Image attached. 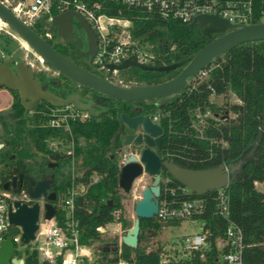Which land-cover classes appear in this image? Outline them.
<instances>
[{
	"label": "trees",
	"instance_id": "16d2710c",
	"mask_svg": "<svg viewBox=\"0 0 264 264\" xmlns=\"http://www.w3.org/2000/svg\"><path fill=\"white\" fill-rule=\"evenodd\" d=\"M216 1L223 4L228 0ZM229 1H251L249 22L264 20V0ZM140 17L136 20L135 33L157 54L151 65L179 61L212 39L203 35L201 26L191 27L190 22L177 18L162 19L146 14ZM181 69L157 71L129 67L125 69L130 71L127 78L122 76V69L120 78L125 84H152L176 76ZM204 72L205 76L199 73L188 80L177 101L162 107L158 106L162 101L159 98L124 102L82 85L85 92H92L95 108L86 119L71 120L70 129L47 125L50 116L44 112L30 113L21 122L17 119L22 116V108L10 115L0 112V140L5 143L0 149V179L4 183L21 171L36 179L42 177L48 170L49 153L54 151L49 148V141L60 139L69 144L73 141L74 154L69 155L63 168L57 171L56 189L63 195L72 182L83 186L75 199L74 210L79 221L80 241L90 245L99 243L96 255L102 261L114 262L121 256L134 259L138 264H216L226 252L218 246V241L232 223L243 232L244 264H264V190L256 184L264 183V39L244 42L226 51L213 59ZM228 93L235 94L239 101L222 105L212 99L213 95ZM208 111L210 114L200 121L197 114ZM123 112L159 114L163 127L161 154L181 166L211 168L229 161L238 162L246 154L242 167L222 188L228 198L227 216L216 211L217 189L198 195L208 201L204 212L197 216L206 221L205 226L212 231L207 248L170 259L163 258L161 246L147 251L146 242L151 234L155 235L164 224L181 222L161 220L157 216L140 219L138 246L123 243L121 255L113 248L117 239L107 240V231L97 230V226L112 221L115 208L121 215L124 212L123 200L127 194L119 187L121 158L115 150L121 144L119 129ZM18 151L21 152L18 159L14 163L7 162L11 153ZM161 175L170 176L172 183L181 184L165 167ZM65 215L59 208L60 223ZM129 224L130 221H125V225ZM25 264L60 262H42L37 252H33L25 257Z\"/></svg>",
	"mask_w": 264,
	"mask_h": 264
},
{
	"label": "water",
	"instance_id": "95a60500",
	"mask_svg": "<svg viewBox=\"0 0 264 264\" xmlns=\"http://www.w3.org/2000/svg\"><path fill=\"white\" fill-rule=\"evenodd\" d=\"M0 17L11 26L21 39L29 44L31 49L43 59V62L75 83L124 102L159 98L162 99L158 104L159 107L177 101L182 90L187 86L188 80L201 73L216 57L244 42L264 39V20L241 23L231 22L218 13L199 14L194 17L190 26H201L203 35L212 39L191 55L179 61L157 66L139 62L134 55L118 65L109 64L110 69L139 67L145 70L157 71H169L182 67L176 76L152 84H120L83 67L59 52L47 39L19 20L2 3H0ZM72 18L77 19L79 24L87 31L89 43L86 54L91 57L92 61L97 50V38L93 31L89 29V23L82 15L74 11L62 12L54 17L50 30L52 32L56 31L60 36H65L64 32L69 30ZM214 34H217V36L213 37ZM11 62L15 64V68L9 64ZM2 86L19 92L26 111L32 110L39 99L45 100L53 106L72 104L83 111H93L95 108L92 100L86 101L79 93L62 97L50 90L43 89L41 83L33 77L32 69L28 67L24 60L15 61L13 58L1 60L0 87ZM6 113L7 111H3V114ZM120 118L119 132H121L123 126L133 131L125 134L122 147L119 149L120 152H124L119 162L118 181L120 189L126 194L131 193L136 179L144 174L150 175L153 179L150 185L144 187L141 198L135 203L136 217L134 224L122 237L123 243L128 246H138L140 219L152 218L158 212L162 167H165L175 179L188 186L193 194L202 195L210 189L226 187L235 172L245 162L244 157L246 154L238 162L229 161L211 168L193 169L181 166L174 161L162 159L158 154L157 151L162 149L163 127L159 122L154 121L151 114L139 113L130 116L123 112ZM142 142H145V147L141 150L138 149L134 153L129 151L131 144H141ZM3 145L4 143L0 141V149ZM51 157L59 159L61 155L56 153ZM12 185L15 186L16 190H20L23 186V174L19 175V179L15 177L12 180ZM3 186L6 189L10 188V182H5ZM51 186V182L40 180L35 186L28 188L32 197L40 198L43 195L48 198V201L44 204L47 218H52L57 214V206L53 202L56 199V193L55 191L48 193ZM40 211L41 204L39 200L32 205L19 200L14 201L9 212L10 222L12 223L10 232L0 248V264H24L23 259L13 256L15 245L12 236L20 231L21 226L22 241L29 243L33 240L38 229Z\"/></svg>",
	"mask_w": 264,
	"mask_h": 264
},
{
	"label": "built area",
	"instance_id": "2783aa9c",
	"mask_svg": "<svg viewBox=\"0 0 264 264\" xmlns=\"http://www.w3.org/2000/svg\"><path fill=\"white\" fill-rule=\"evenodd\" d=\"M0 3L8 7L19 20L33 29L39 24L42 25L44 33L40 35L48 41L53 37L50 25L56 15L66 11H74L82 15L91 25L97 38V50L91 61L92 65L96 70L102 72L103 76L120 84H125L120 78L121 69H110L109 64L118 65L133 55L139 62L151 64L157 57V54L150 51L135 33L136 20L141 18V14L156 15L162 19L177 18L190 23L196 15L203 13H218L231 22L241 23L249 22L252 15L251 1L231 2L228 0L221 4L216 0H0ZM9 39L18 40L22 44L17 33L0 17V61L9 55L5 45ZM201 73H204V70ZM48 114L50 125L56 128L70 129L71 120L85 119L89 116V111L66 105L55 106ZM209 114L208 111L206 114L198 113L197 116L200 121H204L205 116ZM159 117V114L153 115L154 121L159 122ZM54 145L57 148L58 145L56 143ZM68 152L73 154V145L70 146ZM12 180L13 178L8 180L10 188L6 189L3 186L5 182L3 183L0 179V248L10 232L12 223L9 212L14 201L19 200L32 205L39 200L41 211L36 236L26 243L32 244L29 246V252L19 254L17 250V242L22 241L21 226L20 231L12 236L15 245L13 256L23 259L24 264L25 257L33 252H37L40 261L50 263L138 264L134 259H126L121 256L114 262L106 263L96 255L93 245L80 241L79 221L74 216L75 199L80 193V188H83L79 183H71L60 200L54 203L57 206V214L52 218H47L44 196L32 197L27 186L16 190L12 185ZM172 182L170 176L161 178L159 209L155 216L161 220L199 222L196 231L187 234L182 241L184 247L189 250V254L195 250H203L210 245L209 237L212 231L205 226L206 221L197 218V216L204 212L208 201L205 197L195 196L185 184ZM217 190L218 192L214 195L216 211L227 216L229 214L227 194L222 188ZM59 208L66 214L62 223L57 216ZM111 227L116 230L118 237L116 249L121 255L122 237L126 232L118 208L113 210L111 222L96 228L101 232H106ZM218 246L225 248L226 252L216 264H244L245 241L241 228L232 223L228 225L224 235L218 241Z\"/></svg>",
	"mask_w": 264,
	"mask_h": 264
},
{
	"label": "flooded vegetation",
	"instance_id": "af4514ba",
	"mask_svg": "<svg viewBox=\"0 0 264 264\" xmlns=\"http://www.w3.org/2000/svg\"><path fill=\"white\" fill-rule=\"evenodd\" d=\"M89 29L92 30L93 33L95 34V32L92 29L90 24H89ZM64 35L65 36H60L56 31L53 32L52 39H54L56 37L57 41L60 44L57 43L54 45L53 43H51V45L55 49H57L59 52L65 54L66 56H68L69 58H71L72 60L77 62L78 64H80L83 67L93 71L89 65L90 63L92 64L91 57L87 56V54H86V52L88 50L89 36H88L85 28H83L79 24L77 19L72 18L70 21L69 30L64 32ZM216 36H217V34H216ZM19 47H20V45H19ZM31 51L33 52V54H35L37 56V54L33 50H31ZM10 58H13L15 61L24 60L25 63L28 65V67H30L32 69L31 64L25 60L24 56L20 59H15L14 57H12L10 55L7 58H5L4 60L10 59ZM0 63H1V61H0ZM9 64L13 68H15V64L13 62H11ZM52 69L58 73L59 77H56V76L51 77V76H48L47 73H45V71H42V70L36 71V70L32 69L33 77L36 78L41 83V87L43 89L50 90L51 92H54L57 95L62 96V97H66L67 95L73 94V93H79L86 101H89V100L94 101L92 92H90V91L85 92L84 89L81 87L82 85H79L77 83L76 84L69 83L65 79L67 77H65L64 75L59 73L56 69H54V68H52ZM93 72H95V71H93ZM63 77H65V78H63ZM4 91L9 93L10 101L7 102L8 105L6 108H0V112L3 114V111H7V113L4 115H7V114L10 115V114H13L15 111L20 112V109L22 108V116L17 119L19 122H21L22 120L23 121L26 120L25 117L29 116L30 113L37 111V112H44V113L48 114L50 112V110L53 107H55V106L51 105L50 103H48L47 101L39 99L36 102V104L32 110L26 111V107L24 106L22 99H21V96L17 90H12V89H9L5 86L0 87V92H4ZM2 101H4V100H2V97L0 96V102H2ZM28 101H30V99H28ZM69 105L74 106L72 104H69ZM90 112L91 111H89V113ZM136 114H139V113H136ZM136 114H134V115H136ZM134 115H130V116H134ZM49 120H50V118L48 119V122L46 123L47 125H50ZM81 120H83V119H81ZM50 126L54 127L52 125H50ZM120 126H121V122H120ZM54 128H56V127H54ZM66 129H68V128H66ZM131 132H133L131 129L127 128L126 126H123V129L120 132L121 144H120V146L115 147L116 153L118 155H123L124 152L123 151L120 152L119 149L122 147V141L124 139L125 134L131 133ZM55 143L58 145L57 148L54 145ZM71 145H73V141L69 144L68 142H66L64 140H60V139L50 140L49 141V148L51 150H54V151L49 153V159L46 160V163L48 166L47 172L44 173L42 175V177L36 179L35 177L25 175L21 171L18 173V175H15L13 177V179L15 177H17V179H19V175L23 174V186H27V187L35 186L37 184V182L40 180H47V181L51 182L52 186L48 189V193L55 191L56 199L53 202L54 203L58 202L60 200V198L62 197V195L56 189V175H57V171L59 169L63 168L64 163L67 162L69 155L74 154V151H73V154H70L68 152ZM4 146H5V143H4L3 147ZM143 147H145V142H142L141 144L133 143L129 146V151L134 153L138 149L141 150ZM161 150L157 151V152L162 157V159H165L163 157V155L161 154ZM56 153H59L61 155V157L59 159H54L51 157L53 154H56ZM20 154H21V152H19V151H18V153L12 152L10 155V158L7 162L14 163L18 159ZM163 168L164 167L161 168V174H162ZM44 199L46 201H48V198L46 196H44Z\"/></svg>",
	"mask_w": 264,
	"mask_h": 264
},
{
	"label": "rangeland",
	"instance_id": "374dc122",
	"mask_svg": "<svg viewBox=\"0 0 264 264\" xmlns=\"http://www.w3.org/2000/svg\"><path fill=\"white\" fill-rule=\"evenodd\" d=\"M34 29L41 35L44 33V27L40 24L35 26ZM20 40L24 44L23 46L18 40L9 39L7 42H5V45L8 49V54H9L8 56L11 55L15 59H20L24 56L25 60L31 64L32 69L36 71L38 70L45 71V73H47V75L51 77H54V76L59 77L58 73L54 71L45 62H43V59L40 56L38 55L36 56L35 54H33V52L31 51L32 49L23 39L20 38ZM49 41H51L54 45L57 43L60 44L57 41L56 37L54 39H50ZM19 45L21 48L19 47ZM89 65L91 69L95 71L96 73H99L100 75L103 74L102 72L96 70V68L91 63ZM125 69H122L121 73H122V76L127 78L126 76H128L130 71L128 70V72H126ZM205 75H206V72H204L202 76H205ZM0 96L2 97V100H4L0 102V108H6L8 105L7 102L10 101L9 93L6 91L0 92ZM212 99L216 101L218 104H222V105L225 104V102H229L230 104V103L239 101L237 96L233 93H228V95L226 96L223 94L215 95L212 97ZM232 115L233 114L230 113V116ZM122 156L123 155H120L121 159H122ZM152 181H153L152 177L148 174H144L141 177L137 178L133 186V191L131 193H128L127 196L124 198L123 200L124 212L122 213V219H123V228L125 229V232L131 229V227L134 224V220L136 217L135 203L141 198L142 190L144 189V187L150 185ZM256 184L258 188L264 190V183L257 182ZM125 221H130V224L125 225ZM198 223L199 222L190 223L188 221H184V222H180L175 225L174 224H164L162 228L155 235L153 234L150 235L149 240L146 242L147 246L145 249L149 250L157 246H161L163 258H167V259L186 256L189 254V250L184 247V242L182 240L187 234H190L196 231ZM105 237L107 240L115 238L118 241L116 230L112 229V227L107 230ZM112 241L113 240L109 241V243H111ZM98 244L99 243L93 244V249L95 250V252L97 251ZM16 245H17L18 253L23 254L24 252H27V253L29 252V246L32 244L28 245L24 243L23 241H20V242H17ZM113 248L116 249V244H113Z\"/></svg>",
	"mask_w": 264,
	"mask_h": 264
},
{
	"label": "bare ground",
	"instance_id": "6f19581e",
	"mask_svg": "<svg viewBox=\"0 0 264 264\" xmlns=\"http://www.w3.org/2000/svg\"><path fill=\"white\" fill-rule=\"evenodd\" d=\"M26 42V41H25ZM27 43V42H26ZM23 44V43H22ZM28 44V43H27ZM24 45V44H23ZM29 45V44H28ZM31 48V47H30Z\"/></svg>",
	"mask_w": 264,
	"mask_h": 264
},
{
	"label": "crops",
	"instance_id": "0c3cea01",
	"mask_svg": "<svg viewBox=\"0 0 264 264\" xmlns=\"http://www.w3.org/2000/svg\"><path fill=\"white\" fill-rule=\"evenodd\" d=\"M213 96H215V95H213ZM213 96H212V97H213Z\"/></svg>",
	"mask_w": 264,
	"mask_h": 264
}]
</instances>
